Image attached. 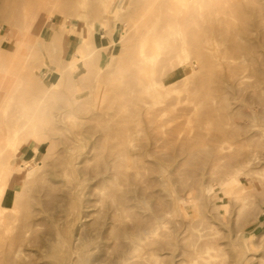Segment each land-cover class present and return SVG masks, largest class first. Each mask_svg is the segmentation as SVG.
<instances>
[{"label": "rangeland", "instance_id": "obj_1", "mask_svg": "<svg viewBox=\"0 0 264 264\" xmlns=\"http://www.w3.org/2000/svg\"><path fill=\"white\" fill-rule=\"evenodd\" d=\"M151 1L114 0L111 3L110 0H60L59 6L57 2H50L48 6L39 9L28 4L20 5L27 14L25 30L32 33L29 36L34 37L8 41L0 34V76H4V71L13 73L18 65L22 81V85L4 82L1 87L0 84V111L2 108L4 110L3 114L0 113V140L8 129L26 120L27 115H34L35 120L30 129L31 134L33 133L29 139L30 149L23 151L22 148L18 157L9 154L8 161L0 171V177L4 179L2 183L8 188L14 180L13 185L22 190L27 173L36 168L37 181L33 186L35 191L24 193L27 200L36 195V187L41 184L63 181L51 175L63 147H60V151L52 148L50 160L47 152L51 142L69 137L70 132L63 134L60 131V135H47L51 129L50 120L64 119L95 124L99 120L114 118L135 122L139 119V102L152 100L149 94L151 89L160 88L168 75L175 81H180L197 74L199 68L193 62L200 58L207 62V67L204 66L197 75L191 88L200 89L201 95L197 101L214 103V107L219 110L229 104L228 113H239V117H235L231 123L234 128H239L235 141H246L241 150L243 158L218 168L208 165L195 190L172 193L178 197V201L168 209L170 214L166 216V224L161 230L165 240L161 238L160 241L164 242V246L161 250L155 249L164 259L159 263L150 260L144 264H176L184 259L187 261L188 256L185 255L193 251L196 242L201 258L189 261L188 264H235L246 258L248 261L241 264H264V102H259V96H264V0H215V3H207L206 0H179L185 13L194 8L200 10L199 28L191 26L186 32H181L174 24L173 9H167V18L163 12H156V17L148 18L139 26L135 35H125V32L130 31L129 27L124 26L132 25ZM227 4L231 5L228 14L223 8ZM78 15L81 18H77ZM35 16L37 18L34 20ZM88 22L96 24L95 42L103 40L104 46L97 49L85 47V24ZM39 23L42 26L41 33L35 30ZM117 27L122 34L114 39L113 34L117 32L112 31ZM147 37L156 38L161 55L153 59L154 51L146 48L149 60L144 74L135 64L138 61V41ZM7 43L14 45L15 49L20 43L21 46H27V51L22 53L15 50L10 55L4 52L8 50ZM235 43L242 46L236 53L228 48ZM184 48L187 54L178 55ZM101 54L102 58L99 56ZM169 58H174L177 62L176 68L169 64ZM223 58H232L238 63L240 72L249 77L246 86L228 89V70L218 66ZM44 60L49 63V68L42 65ZM74 61L81 63V68L69 70V65ZM152 76L157 77V81L152 82ZM48 80L49 84L46 82ZM151 85L154 87L150 88ZM2 96L5 98L2 99ZM43 96H47L46 99ZM186 97L182 95V100ZM191 98L196 99L192 95ZM40 99L45 100V103L38 111ZM189 105L186 102L179 108ZM142 119L144 131L135 142L138 145L136 152L143 151L145 155L139 160L148 162L156 159L146 155V146L152 141L153 127L146 117ZM23 146L19 144V147ZM252 153L257 154L253 161ZM66 156L69 154L66 153L63 158ZM97 160L93 163L96 164ZM47 163L49 166L41 173ZM174 168L172 165L170 170ZM183 170L192 171L186 167ZM180 174L183 175V172ZM176 179V176L172 177L170 191H174ZM228 184L232 186V195L224 191ZM179 200L185 201L178 206ZM106 202L109 203L110 199L107 198ZM155 203L156 200H152L150 205ZM190 203L193 205L189 206ZM134 204L129 203L123 207L118 218L119 229L112 231V237L119 236L122 227L129 224L136 213H145L141 211L143 206L136 210L127 209ZM57 207L59 213L49 212L40 219L48 223H59V232H64L60 238L73 240L75 228L66 229L64 221H61L73 204L52 203L49 208ZM200 207L202 208L199 209ZM19 208L22 214L23 209ZM179 208L187 210L189 220L181 218ZM239 212L241 217L237 219L235 215ZM42 229L46 230L47 227ZM246 234H249L250 239L244 242ZM113 244V240L101 241L103 246L112 247ZM96 245L85 243L83 250H91ZM244 245L248 246L247 252ZM59 246L63 247V244ZM181 253L184 259L177 257Z\"/></svg>", "mask_w": 264, "mask_h": 264}, {"label": "bare ground", "instance_id": "obj_2", "mask_svg": "<svg viewBox=\"0 0 264 264\" xmlns=\"http://www.w3.org/2000/svg\"><path fill=\"white\" fill-rule=\"evenodd\" d=\"M18 1L38 9L48 6L50 2H57V6L60 3V0ZM110 1L114 2V0ZM206 2L215 3V0H206ZM227 5L223 7L226 14L230 13L231 8V5ZM57 6L55 8H58ZM167 9H173L174 24L181 32H186L191 26L199 28L201 12L198 8L185 13L179 0H152L132 25L124 26L129 27L130 31L124 34L131 37L135 35L141 24L148 18L156 17V12H163L164 17L167 18ZM36 18L37 16L33 19ZM77 18L81 16L78 15ZM85 25V47L97 49L104 46L103 40L99 43L95 42L96 24L88 22ZM112 32H117L113 34L114 39L121 33L118 27ZM138 42L140 43L138 61L135 65L144 73L149 60L146 48L154 51L153 59L159 57L161 53L155 37H147ZM115 43L116 40L113 44ZM218 46L220 47V44ZM228 48L236 53L242 46L235 43ZM186 54L185 48L178 53L180 56ZM99 56L103 57L102 54ZM168 62L176 68L177 62L174 58H169ZM205 62L200 58L193 62L195 67L199 68L197 74L189 75L180 81H175L171 75H168L160 88L151 89L149 94L152 100L145 99L139 102V119L135 122L114 118L99 120L95 124L64 119L50 120L51 129L47 135H60V131H63V134L70 132L69 137L51 142L47 152L50 160L53 149L60 151V147H63V152L57 158L56 167L51 170V175L55 179L61 178L63 181L41 184L36 187V195L26 200L24 193L34 190L33 186L37 181L36 168H32L27 173L25 187L22 190L13 185L14 180L8 188H5L2 183L4 179L0 177V264H144L150 260L162 262L164 256L155 252V249L161 250L160 248L164 246V242L160 241L161 238L165 240L161 230L166 224V216L170 214L168 209L175 206L178 201V197L172 193L195 190L208 165L218 168L243 158L241 150L246 141H235L239 128H234L231 123L235 117H239V113H228L229 104L219 110L218 107H214V103L197 101L201 95L200 89L191 88L197 75L204 66L207 67ZM77 63V61L71 63L68 69L71 70ZM193 63L191 62L192 65ZM42 65L49 68L46 60ZM17 66L13 73L4 71V76H0L1 87L4 82L22 85ZM218 66L226 67L228 70V89H240L246 86L249 77L240 72L235 60L223 58ZM151 80L157 81V77L152 76ZM46 82L49 84L50 80ZM182 95L187 97L182 100ZM191 95L196 99L193 100ZM46 97L43 96L44 99ZM186 102L190 105L180 109L179 106ZM259 102H264L263 95L259 96ZM3 103L4 101L2 107ZM44 103L45 100L40 99L37 105L38 111L42 109ZM3 112L2 108L0 113ZM168 116L170 117L166 120ZM143 117H146L153 127L152 141L146 146L148 149L146 155L156 159L148 162L139 160L145 153L136 152L138 145L135 144L144 131ZM34 120V115H27L26 120L8 129L7 134L1 137L0 171L3 164L8 161L9 154L18 157L22 148L23 151L30 149L29 139L33 136L30 129ZM19 144L24 146L19 147ZM66 153L69 156L63 158ZM254 158H257L256 153H252L251 161ZM95 160L98 161L95 162L96 164L93 163ZM172 165L175 168L171 171ZM48 166L49 163L45 164L41 173H44ZM183 167L192 171L185 172ZM181 172L183 175L180 174ZM174 176L177 177L173 186L174 191L173 189L170 191V181ZM66 180L69 182L66 183ZM107 198L110 199L109 203L106 202ZM152 200H156V203L150 205ZM184 201L179 200L178 206ZM66 202H69L70 206L73 204V207L61 221H64L66 229L74 227L76 230L73 240L69 241L60 238L64 232H59V223H48L40 219L49 212H60L59 207L50 209V204L59 205ZM129 203L135 204L129 205L128 210H136L139 206H143L141 211L145 213H136L131 222L122 227L119 236L112 237V231L119 229V215L123 212V207ZM192 205L190 203L189 206ZM215 206L219 209L216 203ZM19 207L23 209L22 214ZM178 211L182 219L189 220L187 210L179 208ZM240 214L237 213L235 217L239 219ZM43 227L47 229L43 230ZM243 238L245 242L250 236L246 234ZM104 240H113V246L101 245V241ZM85 243L97 245L91 250L84 251ZM60 244H63V247L59 246ZM197 244L198 242L196 246ZM196 246L192 252L186 253L187 261L182 253L177 256L184 261L176 264H188L189 261L201 258L199 247ZM244 249L247 252L248 246L244 245ZM243 261L247 262L248 259ZM243 261L235 264H241Z\"/></svg>", "mask_w": 264, "mask_h": 264}, {"label": "crops", "instance_id": "obj_3", "mask_svg": "<svg viewBox=\"0 0 264 264\" xmlns=\"http://www.w3.org/2000/svg\"><path fill=\"white\" fill-rule=\"evenodd\" d=\"M20 5L23 4L19 3L18 0H0V34H3L8 41L22 37H34L29 36L32 35V33L25 30L27 14L24 9L20 8ZM35 30L40 33L42 32L40 23L35 26ZM6 45H8V50H4V52H8L10 55L14 53L15 50L22 53L27 51V46H21L20 43L17 44V49H15L14 45H11V43H7ZM79 67L81 68V63L74 66L73 69H78ZM225 186L226 188L224 191L232 195L230 191L232 186L230 184Z\"/></svg>", "mask_w": 264, "mask_h": 264}]
</instances>
